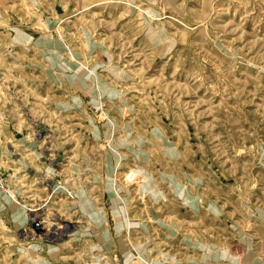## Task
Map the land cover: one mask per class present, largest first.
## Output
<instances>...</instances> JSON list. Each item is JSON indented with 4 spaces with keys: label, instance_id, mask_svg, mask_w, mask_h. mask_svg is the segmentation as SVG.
<instances>
[{
    "label": "rangeland",
    "instance_id": "374dc122",
    "mask_svg": "<svg viewBox=\"0 0 264 264\" xmlns=\"http://www.w3.org/2000/svg\"><path fill=\"white\" fill-rule=\"evenodd\" d=\"M0 264H264V0H0Z\"/></svg>",
    "mask_w": 264,
    "mask_h": 264
},
{
    "label": "bare ground",
    "instance_id": "6f19581e",
    "mask_svg": "<svg viewBox=\"0 0 264 264\" xmlns=\"http://www.w3.org/2000/svg\"><path fill=\"white\" fill-rule=\"evenodd\" d=\"M49 236H52L53 237V236H56V235L55 234H50Z\"/></svg>",
    "mask_w": 264,
    "mask_h": 264
}]
</instances>
